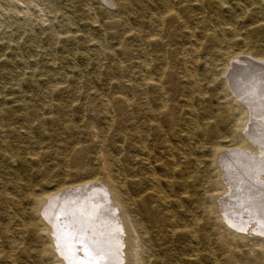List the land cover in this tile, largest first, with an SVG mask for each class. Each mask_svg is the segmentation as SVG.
I'll list each match as a JSON object with an SVG mask.
<instances>
[{
    "label": "rangeland",
    "instance_id": "obj_1",
    "mask_svg": "<svg viewBox=\"0 0 264 264\" xmlns=\"http://www.w3.org/2000/svg\"><path fill=\"white\" fill-rule=\"evenodd\" d=\"M120 1L0 0V264L72 263L33 199L82 180L129 204L127 264H264V133L247 136L264 125V0ZM141 148L168 165L169 206L145 192Z\"/></svg>",
    "mask_w": 264,
    "mask_h": 264
},
{
    "label": "bare ground",
    "instance_id": "obj_2",
    "mask_svg": "<svg viewBox=\"0 0 264 264\" xmlns=\"http://www.w3.org/2000/svg\"><path fill=\"white\" fill-rule=\"evenodd\" d=\"M115 1L116 5L118 7H122V4L120 0H113ZM223 2V1H222ZM217 8V7H216ZM122 9V8H121ZM171 10V9H170ZM169 12V11H168ZM209 13V12H208ZM213 13V11H212ZM211 13V14H212ZM94 14V13H93ZM96 14V13H95ZM215 15V14H214ZM95 17V16H94ZM139 17V16H138ZM152 18V17H151ZM162 18V17H160ZM196 19V18H195ZM151 20V19H150ZM155 20V19H154ZM153 20V21H154ZM152 21V22H153ZM154 23V22H153ZM163 23V22H162ZM121 24V23H120ZM221 27V26H220ZM128 31V30H127ZM212 31V30H211ZM130 32V31H129ZM234 33V32H233ZM215 35H212L211 38L213 39ZM234 39V38H233ZM245 40V39H244ZM142 41V40H141ZM147 41V40H146ZM149 41V40H148ZM147 41V42H148ZM194 41V40H193ZM231 41V40H230ZM141 43V42H140ZM145 43V42H144ZM166 43V42H165ZM195 43V42H194ZM198 43V42H197ZM196 43V44H197ZM193 45V44H192ZM99 46V45H98ZM145 46V45H144ZM143 46V47H144ZM100 47V46H99ZM192 47V46H191ZM187 48V47H186ZM93 49V48H92ZM189 49V48H188ZM196 50H194L195 52ZM242 51V50H241ZM188 53V52H186ZM191 53V52H190ZM182 54V53H181ZM261 55V54H260ZM185 56V55H184ZM241 56V55H240ZM249 56V55H248ZM251 56V55H250ZM257 56V55H256ZM264 57V54L262 55ZM173 57V56H172ZM238 57V56H237ZM233 58V56H232ZM235 58V57H234ZM259 59V58H257ZM262 59V58H261ZM225 60V59H224ZM228 60V59H227ZM255 60V59H254ZM149 61V60H148ZM230 61V60H229ZM264 61V60H263ZM262 61V62H263ZM192 60L190 61V63ZM228 62V61H227ZM257 62V61H256ZM188 63V64H190ZM225 64V63H224ZM233 64V63H232ZM243 64V63H242ZM227 65V64H226ZM230 65V64H229ZM236 65V64H235ZM227 67V66H226ZM188 69V68H187ZM194 69V68H193ZM192 69V70H193ZM249 69V68H248ZM191 70V71H192ZM264 70V69H263ZM120 71V70H119ZM190 71V72H191ZM246 71V69H245ZM142 72V71H141ZM200 72V71H199ZM229 72V71H228ZM142 74V73H141ZM204 74V73H203ZM210 74V73H209ZM228 74V73H227ZM233 74V73H232ZM214 75V74H213ZM192 76V75H191ZM197 76V74H196ZM207 76V75H206ZM191 78V77H190ZM196 78V77H194ZM193 78V79H194ZM213 78V77H212ZM204 79V78H203ZM206 79V78H205ZM232 79V78H231ZM237 79V78H236ZM196 80V79H195ZM198 80V78H197ZM207 80V79H206ZM204 80V81H206ZM212 80V79H211ZM194 82V81H193ZM200 82V81H199ZM234 83V82H233ZM192 84V83H191ZM198 84V83H197ZM196 85V84H195ZM200 85V84H199ZM230 85V84H229ZM260 85V84H259ZM232 86V85H231ZM260 87V86H259ZM91 88V87H90ZM193 88L197 91H199L194 85ZM201 89V88H200ZM259 89V88H258ZM144 90V89H143ZM159 90V89H158ZM48 93V92H47ZM64 94V93H63ZM77 94V93H75ZM19 95V93H18ZM23 95V94H22ZM257 95V94H256ZM261 95V94H260ZM21 96V95H20ZM77 96V95H76ZM179 96V95H178ZM23 97V96H22ZM237 97V96H236ZM241 97V96H240ZM40 98V97H39ZM250 98V97H249ZM248 98V99H249ZM165 99V97H164ZM224 99V97H223ZM238 99V98H237ZM245 100V99H244ZM109 101V100H108ZM253 101V100H252ZM259 102V101H258ZM263 102V101H262ZM105 104V103H104ZM111 104V103H110ZM109 104V105H110ZM128 104H130L128 102ZM87 105L94 106V101H89ZM131 105V104H130ZM193 108V107H192ZM84 109V108H83ZM252 109V108H251ZM256 109V108H255ZM93 110V109H92ZM196 110V109H195ZM246 110V109H244ZM251 111V110H250ZM95 113V112H94ZM197 113V112H196ZM210 113V112H209ZM243 113V112H242ZM198 114V113H197ZM249 114V113H248ZM147 115V114H146ZM204 115V114H203ZM194 116V115H193ZM146 118V117H145ZM183 118V117H182ZM203 118V116H202ZM206 118V117H205ZM213 118V117H212ZM195 119V117H194ZM204 119V118H203ZM207 119V118H206ZM147 120V119H146ZM188 120V118H187ZM189 121V120H188ZM197 121V120H196ZM246 121V120H245ZM242 124H244V122ZM258 121V120H257ZM190 122V121H189ZM195 122V121H194ZM263 122V121H262ZM144 123V122H143ZM241 123V122H240ZM258 123V122H257ZM150 124V123H149ZM190 124V123H189ZM207 124V123H206ZM261 124V123H260ZM193 125V124H192ZM259 125V123H258ZM89 126V125H88ZM245 126V125H244ZM193 128V127H192ZM242 129V125H237V129ZM251 129V131H254L253 134L249 132L247 136L249 137V140L251 139L254 142L255 133H264V125L257 126L256 124L250 125L247 129ZM191 129V128H190ZM192 130V129H191ZM194 130V129H193ZM230 130V129H229ZM237 130V131H238ZM248 131H246L247 133ZM245 133V134H246ZM202 134V133H201ZM104 135V134H103ZM202 136H204L202 134ZM262 136V135H261ZM258 136V137H261ZM246 137V138H248ZM217 138V137H216ZM219 138V137H218ZM257 138V137H256ZM255 138V139H256ZM262 139V137H261ZM247 141L246 139L243 140V144L241 145V152L242 154H245L246 156L249 155L250 158L253 157L254 164H255V158L259 156L260 150L256 146V144H252L250 141ZM259 140V139H258ZM263 141V140H262ZM259 142V141H258ZM255 143V142H254ZM262 143V142H260ZM259 143V144H260ZM258 144V145H259ZM264 145V144H263ZM262 146V145H261ZM169 148L167 152H161V155H164L166 158L169 159L173 158V148ZM262 148V147H260ZM214 154V161L213 163H218V159H222L220 157L222 154H224V148L221 146H214L211 148ZM264 149V148H262ZM238 150V149H237ZM142 152V155L144 157H147V159H142L146 162V165L142 168V174L144 180L147 182L148 186L145 188V192H147L150 197L156 202L160 203L162 206H169V197L166 192L162 189H160L158 186L163 182L160 177L156 174V171H158L160 168L163 169V167L167 168L168 165L162 163L160 155L151 157L150 154H147V150H144L141 148L140 150ZM263 151V150H262ZM235 153V152H234ZM264 153V152H263ZM6 155L10 156L11 154H8L5 152ZM160 154V152L158 153ZM229 155V154H228ZM260 155H264L261 154ZM243 156V155H242ZM220 157V158H219ZM224 157V155H223ZM232 157V156H230ZM235 158V156H233ZM238 157V156H236ZM263 157V156H262ZM225 158V157H224ZM245 158V157H244ZM249 158V159H250ZM259 158V157H258ZM256 158V160H258ZM261 158V157H260ZM248 159V157H247ZM263 159V158H262ZM174 160V159H173ZM223 160V159H222ZM227 161L226 159H224ZM230 160V159H229ZM228 160V162H229ZM236 160V159H235ZM235 160L233 162H235ZM240 160V159H238ZM251 160V159H250ZM249 160V161H250ZM67 161V159H66ZM221 161V160H220ZM237 161V160H236ZM243 161V160H241ZM248 161V162H249ZM252 161V160H251ZM262 161V160H261ZM264 161V160H263ZM227 162V163H228ZM232 162V163H233ZM260 162V161H259ZM258 162V163H259ZM225 163V162H224ZM226 163V164H227ZM246 162H244L245 164ZM251 163V162H250ZM257 163V164H258ZM262 163V162H261ZM164 164V165H163ZM190 164V163H189ZM230 164V162H229ZM228 164V165H229ZM238 164V163H236ZM235 164V165H236ZM243 164V163H241ZM252 164V163H251ZM234 165V164H233ZM249 165V164H248ZM247 165V166H248ZM263 165V164H262ZM222 166V165H221ZM237 166V165H236ZM240 166V165H239ZM242 166V165H241ZM240 166V167H241ZM246 166V165H245ZM258 166V165H257ZM256 166V167H257ZM261 166V165H260ZM259 166V167H260ZM154 167V170H153ZM249 167V166H248ZM255 167V166H253ZM255 167V168H256ZM264 165L262 166V168ZM226 168V167H225ZM238 168V167H237ZM245 168V167H244ZM221 169V168H220ZM231 169V168H230ZM241 169V168H239ZM258 167L254 170L257 171ZM261 169V168H260ZM264 169V168H263ZM223 170V169H222ZM236 170L237 169H234ZM232 170V171H233ZM243 168L239 171H242ZM245 170V169H244ZM248 171L251 170L247 169ZM246 170V171H247ZM253 170V169H252ZM169 171V170H168ZM222 172V171H221ZM224 172V171H223ZM222 172V173H223ZM228 172V171H227ZM245 172V171H242ZM255 172V171H254ZM262 172V170H261ZM226 173V172H225ZM224 173V174H225ZM231 173V172H230ZM248 173V172H247ZM250 173V172H249ZM264 173V172H263ZM227 174V173H226ZM242 175V173H240ZM231 175V174H230ZM229 175V176H230ZM237 175V174H236ZM235 175V176H236ZM252 175V174H251ZM255 175V174H254ZM234 176V175H233ZM238 176V175H237ZM244 176V175H243ZM242 177V176H241ZM246 177V176H245ZM249 177V176H248ZM119 178V177H118ZM253 178V177H252ZM261 178V177H260ZM247 180V178H243ZM249 179V178H248ZM93 180V179H92ZM227 182L228 179H226ZM231 180V179H230ZM234 180V179H233ZM251 180V179H250ZM91 181V180H90ZM239 182V180H236ZM235 181V182H236ZM249 181V180H248ZM254 182V180H252ZM258 181V180H257ZM166 182H169V180H166ZM231 182V181H230ZM229 182V183H230ZM241 182V181H240ZM264 182V181H263ZM172 183V182H171ZM257 183V182H256ZM232 184V182H231ZM236 184V183H234ZM241 184V183H240ZM248 184V183H247ZM246 184V186H247ZM262 185L261 183H259ZM230 185V184H229ZM242 185V184H241ZM244 185V184H243ZM257 185V184H256ZM239 186V185H238ZM245 186V185H244ZM258 186V185H257ZM230 187V186H229ZM235 187V186H233ZM250 187V186H249ZM254 187V186H252ZM263 187V186H262ZM256 188V187H255ZM261 188V186H260ZM234 189V188H232ZM243 189V188H242ZM257 189V188H256ZM236 190V189H235ZM241 190V189H240ZM248 190V189H247ZM250 190V189H249ZM254 190V189H253ZM259 190V189H258ZM223 191V189H222ZM251 191V190H250ZM249 191V192H250ZM255 191V190H254ZM263 191V189H262ZM231 192V190H230ZM229 192V193H230ZM237 193V191H235ZM234 192V193H235ZM241 192L242 191H238ZM248 192V191H247ZM246 192V193H247ZM248 192V193H249ZM261 192V191H258ZM264 192V191H263ZM262 192V193H263ZM228 193V192H227ZM233 193V192H231ZM230 193V194H231ZM251 193V192H250ZM256 193V192H255ZM261 193V194H262ZM243 194V193H242ZM245 194V193H244ZM253 194V193H252ZM226 195V194H225ZM234 195V194H233ZM238 195V193H237ZM264 195V194H262ZM32 196V195H30ZM221 194L220 191H211L208 190L206 192V197L208 199V206L207 210L210 211L213 210L215 213L218 212V206L216 205V201L220 198ZM240 196V195H239ZM242 198L245 197V195H241ZM240 196V197H241ZM249 198V194L247 195ZM254 196V194H253ZM258 196V195H257ZM254 196V197H257ZM222 197V196H221ZM231 197V196H230ZM238 197V198H240ZM251 197V196H250ZM261 197V196H260ZM258 197V198H260ZM224 198V197H223ZM247 198V197H245ZM263 198V197H262ZM227 199V198H226ZM235 199V196L233 200ZM252 199V198H251ZM224 200V199H223ZM228 200V199H227ZM232 200V202H233ZM236 200V199H235ZM240 199H238L239 201ZM245 200V199H243ZM254 200V199H253ZM260 200V199H259ZM34 207L36 208H42L43 210V218H45L50 225L52 229V236L54 242L57 241V246H61V244H71L72 247H70V251L73 253V255L70 254L67 255L66 258L71 259V264H127V256H126V249L128 247V239H127V233H126V225L125 221L122 219L120 213L121 211H125L127 214L129 213L128 207L129 204L126 203L124 197L117 188L113 186H109V184L104 183H98L96 181H87L82 180L80 182H75L72 184H63L58 185L56 188L52 190L47 196L44 197H34ZM230 201V200H229ZM228 201V202H229ZM242 201V200H241ZM247 201V200H246ZM245 201V202H246ZM257 201V200H256ZM255 201V202H256ZM263 201V200H262ZM222 200L220 201V203ZM226 202V201H225ZM231 202V203H232ZM236 202V201H235ZM244 202V201H243ZM250 203V201H248ZM259 202V201H257ZM218 203V202H217ZM219 203V205H220ZM242 203V202H241ZM247 203V202H246ZM248 203V204H249ZM225 203H223L224 205ZM238 204V203H237ZM251 204V203H250ZM255 204V203H254ZM126 205V206H124ZM230 205V204H229ZM228 205V207H230ZM234 205V204H233ZM236 205V204H235ZM234 205V206H235ZM239 205V204H238ZM236 205V206H238ZM252 205V204H251ZM7 206H9L7 204ZM222 206V205H221ZM233 206V207H234ZM235 206V207H236ZM242 206V205H241ZM248 206V205H247ZM246 206V207H247ZM230 207V208H233ZM9 208V207H8ZM24 208V207H23ZM224 208V206H223ZM241 208V207H240ZM239 208V209H240ZM245 208V206H243ZM242 208V209H243ZM249 208V207H248ZM246 208L245 210H248ZM222 209V208H221ZM235 209V208H234ZM237 209V208H236ZM224 210V209H222ZM228 210V208H227ZM225 210V211H227ZM231 210V209H230ZM244 210V211H245ZM252 210V209H251ZM256 210V209H255ZM250 211V210H249ZM260 211V210H259ZM222 212V211H221ZM239 212V211H238ZM236 212V214L238 213ZM241 212V211H240ZM223 213V212H222ZM229 214V213H228ZM235 214V213H234ZM243 214V213H242ZM252 214V213H251ZM222 215V214H221ZM227 215V214H226ZM239 215V214H238ZM263 215V214H262ZM228 216V215H227ZM232 216V215H231ZM234 216V215H233ZM230 217V216H229ZM244 217V216H243ZM248 217V216H247ZM135 218V217H134ZM236 218V217H235ZM238 218V217H237ZM175 219V218H174ZM228 219V218H227ZM258 218H256L257 220ZM261 219V218H260ZM223 220V219H222ZM224 220H226L224 218ZM223 220V221H224ZM231 220V218L229 219ZM228 220V221H229ZM255 220V219H254ZM21 221V220H20ZM19 221V222H20ZM251 221V220H250ZM264 221V220H263ZM237 222V221H236ZM256 222V221H255ZM262 222V221H261ZM24 223V222H23ZM227 223V222H226ZM231 223V222H230ZM229 223V224H230ZM246 223V222H245ZM260 223V222H259ZM258 223V224H259ZM235 224V223H234ZM8 225V224H7ZM263 225V223H262ZM6 226V225H5ZM25 226V225H24ZM229 226V225H228ZM241 226V225H240ZM259 227V226H258ZM9 228V227H8ZM24 228V227H22ZM188 228V227H187ZM234 226L232 227V229ZM239 228V226H238ZM7 229V227H6ZM175 230V229H174ZM237 230V227H236ZM48 231V230H46ZM240 231V230H239ZM250 232V231H249ZM9 232L5 230V235H8ZM49 233V232H48ZM146 233V232H145ZM257 233V232H256ZM260 233V232H259ZM21 234V233H20ZM172 234V233H171ZM196 234V233H195ZM62 235V236H59ZM263 235V234H262ZM22 236V235H21ZM20 237V236H19ZM171 237V236H170ZM15 241V240H14ZM10 240L9 244L11 248H14L15 242ZM48 241V240H47ZM70 241V242H69ZM51 242V241H50ZM65 242V243H62ZM52 243V242H51ZM54 246V245H53ZM62 247V246H61ZM60 247V248H61ZM95 247H98L100 249V252L98 253L95 250ZM10 248V249H11ZM64 250V249H63ZM58 251V250H57ZM69 251V250H68ZM67 251V252H68ZM149 251V250H148ZM197 251V250H196ZM58 252L61 253L59 250ZM14 263V262H13Z\"/></svg>",
    "mask_w": 264,
    "mask_h": 264
},
{
    "label": "snow or ice",
    "instance_id": "obj_3",
    "mask_svg": "<svg viewBox=\"0 0 264 264\" xmlns=\"http://www.w3.org/2000/svg\"><path fill=\"white\" fill-rule=\"evenodd\" d=\"M95 250L99 253L100 249L98 247H95Z\"/></svg>",
    "mask_w": 264,
    "mask_h": 264
}]
</instances>
